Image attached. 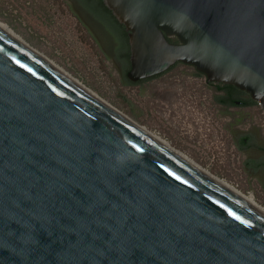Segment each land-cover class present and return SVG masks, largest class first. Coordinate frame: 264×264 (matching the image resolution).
I'll return each instance as SVG.
<instances>
[{
    "label": "water",
    "instance_id": "obj_1",
    "mask_svg": "<svg viewBox=\"0 0 264 264\" xmlns=\"http://www.w3.org/2000/svg\"><path fill=\"white\" fill-rule=\"evenodd\" d=\"M71 1L123 87L178 65L264 112V0ZM143 126L0 29V264H264V213Z\"/></svg>",
    "mask_w": 264,
    "mask_h": 264
},
{
    "label": "rangeland",
    "instance_id": "obj_2",
    "mask_svg": "<svg viewBox=\"0 0 264 264\" xmlns=\"http://www.w3.org/2000/svg\"><path fill=\"white\" fill-rule=\"evenodd\" d=\"M85 22L75 18L70 0H0L2 27L108 104L264 206V174L249 175L243 169L247 153L237 151L230 131L238 127L229 130L225 119L206 112L195 101L182 98L171 103L160 79L144 82L143 89L141 83L123 87L119 65ZM261 115L264 132V112Z\"/></svg>",
    "mask_w": 264,
    "mask_h": 264
},
{
    "label": "flooded vegetation",
    "instance_id": "obj_3",
    "mask_svg": "<svg viewBox=\"0 0 264 264\" xmlns=\"http://www.w3.org/2000/svg\"><path fill=\"white\" fill-rule=\"evenodd\" d=\"M97 42L103 47V44L99 39H97ZM110 57L112 56L110 55ZM182 68L183 66L173 65L146 82L160 79L164 83V86L161 88L165 92L170 93L167 95V98L170 97L173 99L171 103L176 102L177 99L182 100V98L188 103H190L191 100L193 102L195 101L198 105L205 109L206 112L212 113L214 111L219 118L225 119L229 130L232 129L233 126H237L238 129H234L233 131L230 130L236 147L237 143L235 131L241 134H246L258 130L259 144L264 146V132L261 131L262 127H260L262 124L261 114L263 112V108L260 103L223 105L215 101V96H226V94L210 87L206 74L198 75L196 69L188 67H184L185 69ZM188 69L192 71L186 73L185 70L187 71ZM174 70H177V73L172 72ZM168 77L171 84H168L166 79ZM246 153L247 157L245 159V163L260 159L263 154V152Z\"/></svg>",
    "mask_w": 264,
    "mask_h": 264
},
{
    "label": "bare ground",
    "instance_id": "obj_4",
    "mask_svg": "<svg viewBox=\"0 0 264 264\" xmlns=\"http://www.w3.org/2000/svg\"><path fill=\"white\" fill-rule=\"evenodd\" d=\"M0 29L3 30L4 32L8 33L9 35H11L12 37H14L15 39L19 40L20 42H22L23 44H25L26 46L30 47L29 45H27L25 42H23L22 40H20L19 38H17L14 34H12L11 32H9L6 28L2 27L0 25ZM31 48V47H30ZM32 49V48H31ZM34 50V49H32ZM35 51V50H34ZM36 52V51H35ZM38 53V52H36ZM39 54V53H38ZM43 59H45L46 61H48L51 65H53L55 68H57L59 71H61L62 73H64L66 76H68L69 78H71L73 81H75L76 83H78L80 86H82L85 90H87L90 94L96 96L97 98L101 99L102 101H104L106 104H108L105 100H103L99 95H97L95 92L91 91L90 89L86 88L84 85H82L81 83L77 82L76 80H74L72 77H70L69 75H67L63 70H61L58 66H56L55 64H53L51 61H49L48 59H46L45 57H43L41 54H39ZM109 106H111L110 104H108ZM112 108H114L113 106H111ZM115 110H117L116 108H114ZM118 112H120L121 114L125 115L126 117L130 118L129 116H127L126 114H124L123 112L117 110ZM131 119V118H130ZM145 129H147L157 140H159L160 142H162L163 144H165L166 146H168L170 149H172L173 151H175L179 156H181L183 159L187 160L188 162H190L191 164H193L196 168H198L201 172H203L204 174L208 175L209 177L213 178L214 180H216L218 183H220L222 186L226 187L227 189H229L230 191L234 192L235 194L239 195L242 199H244L247 203H249L250 205L254 206L255 208L259 209L261 212L264 213V206H262L261 204H259L257 202V200L253 197V195H248L245 194L244 192H242L241 190H239L237 187H235L234 185L230 184L229 182H227L226 180L220 178L217 175H214L212 172H210L209 170H207L206 168H204L201 164H199L198 162H196L193 158H191L189 155H187L185 152L181 151L180 149H178L177 147H175L174 145H172L168 140H166L165 138H163L161 135L149 130L147 127L143 126Z\"/></svg>",
    "mask_w": 264,
    "mask_h": 264
}]
</instances>
